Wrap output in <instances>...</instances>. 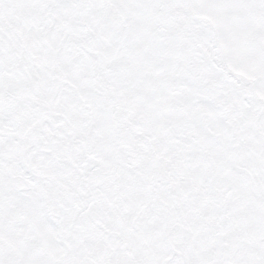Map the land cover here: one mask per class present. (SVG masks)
Segmentation results:
<instances>
[{
	"label": "snow or ice",
	"instance_id": "6c2138e0",
	"mask_svg": "<svg viewBox=\"0 0 264 264\" xmlns=\"http://www.w3.org/2000/svg\"><path fill=\"white\" fill-rule=\"evenodd\" d=\"M0 264H264V0H0Z\"/></svg>",
	"mask_w": 264,
	"mask_h": 264
}]
</instances>
